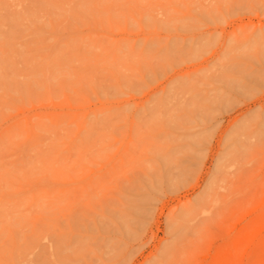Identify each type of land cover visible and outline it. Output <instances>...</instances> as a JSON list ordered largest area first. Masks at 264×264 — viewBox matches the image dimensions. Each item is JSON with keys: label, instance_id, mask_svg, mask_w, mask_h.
<instances>
[{"label": "rangeland", "instance_id": "rangeland-1", "mask_svg": "<svg viewBox=\"0 0 264 264\" xmlns=\"http://www.w3.org/2000/svg\"><path fill=\"white\" fill-rule=\"evenodd\" d=\"M0 264H264V0H0Z\"/></svg>", "mask_w": 264, "mask_h": 264}, {"label": "bare ground", "instance_id": "bare-ground-1", "mask_svg": "<svg viewBox=\"0 0 264 264\" xmlns=\"http://www.w3.org/2000/svg\"><path fill=\"white\" fill-rule=\"evenodd\" d=\"M225 60V59H224ZM232 64V63H231ZM226 66V65H225Z\"/></svg>", "mask_w": 264, "mask_h": 264}]
</instances>
